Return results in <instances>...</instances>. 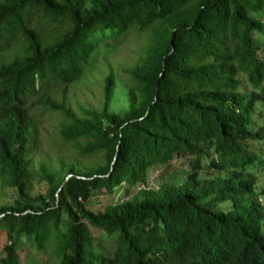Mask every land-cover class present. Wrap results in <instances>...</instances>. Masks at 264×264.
<instances>
[{
	"label": "trees",
	"instance_id": "16d2710c",
	"mask_svg": "<svg viewBox=\"0 0 264 264\" xmlns=\"http://www.w3.org/2000/svg\"><path fill=\"white\" fill-rule=\"evenodd\" d=\"M263 5L0 0V185L15 188L0 204L8 239L0 264L26 256L18 237L51 253L54 264H264V203L257 200L264 186L255 187L264 123L252 118L264 103ZM131 31L143 32V42L122 71L120 104L111 98L107 68L98 104L73 99V110L67 88L90 80L84 75L100 45ZM38 105L59 110L54 130L76 156L39 159L34 175L43 191L30 193V109ZM198 144L215 155L198 152ZM202 156L210 159L208 175ZM149 170L179 171L180 178L151 187ZM140 183L128 198L90 205L94 191L114 194Z\"/></svg>",
	"mask_w": 264,
	"mask_h": 264
},
{
	"label": "rangeland",
	"instance_id": "374dc122",
	"mask_svg": "<svg viewBox=\"0 0 264 264\" xmlns=\"http://www.w3.org/2000/svg\"><path fill=\"white\" fill-rule=\"evenodd\" d=\"M256 14V13H252ZM260 19L264 24V5L262 7V11L260 13ZM56 23L51 22L48 26L52 27L54 30V26ZM143 32H135L131 31L124 36H122L119 41L114 42L113 46L105 47L101 46L96 49V51L91 56L90 60L88 61L89 64V72L86 73L84 76L86 79L90 80H83L79 83H73L71 88H67L66 90V102L70 107L78 111L77 107L73 104V99L80 101L83 104H87L90 106H95L101 99L102 92L100 86V82L102 79V75L105 74L107 68L112 69L113 78H114V86L113 90L111 91V98H114L115 104H120V100L118 99V95L120 90L125 87L124 80L126 79L127 75L123 74L122 71L125 68H128L131 64L134 63L136 57L139 53V47L143 40L141 39ZM91 75L95 78H98L97 83L94 84V79ZM99 76V77H98ZM264 84V79H263ZM58 99V98H57ZM110 103L114 104L113 101ZM38 107L42 108V105L34 106L30 109L31 111V118L35 122V146L36 150L31 152V169L34 171L31 174L30 181H31V188H29V192L33 193L35 191H43V185L40 180L36 178L35 171L38 164V160L45 157L52 158L55 153H60L61 155H65L64 157L69 156H76L75 152L71 145L65 144L59 138V134L56 133L54 128L56 129V124L59 123L60 119L62 118L59 110L56 108L54 110H42ZM255 109H259V115H256V111L253 113L252 118L255 121V124H262L264 123V103L261 101L259 105L255 106ZM255 126V125H254ZM255 147H258L260 144L258 141L254 143ZM197 151H205L207 154L210 153L208 148H204L203 144H198L196 146ZM255 149V148H254ZM259 150V148H258ZM212 154V153H211ZM94 155H91L86 160H95ZM85 159L82 160L83 163ZM230 165V164H229ZM228 165V166H229ZM220 168H223L222 163L220 162L218 165ZM250 167L246 165V168ZM171 172V171H170ZM182 173L184 171H181ZM205 174V170L202 172ZM256 174V182L260 186H264V168H261V171L255 170ZM180 178L179 171L176 173H164L159 174L157 170H149L147 172L146 184L151 187H156L161 181H166L172 179V181H178ZM170 181V180H169ZM171 181V182H172ZM143 183L138 185L129 186L126 188V191H117L114 194L105 193L103 190L94 191L93 196H91L92 207L97 209L102 207V205L107 203L116 202L121 199L128 198L133 191L137 188L142 186ZM15 195V188L9 185H0V204L8 203L12 200L13 196ZM223 204L228 205L227 201H223ZM222 205V203H221ZM90 231L93 234L99 233L98 228H90ZM6 232L4 227H0V257L4 254L3 253V244L6 242L8 244V239H6ZM15 239V236H11L10 240ZM104 238V237H103ZM18 242L22 244L24 247H27L29 250L26 253L22 252L17 255V262L16 264H54L55 257L49 253L47 250H35L30 246V242L25 240L24 237H18ZM104 241V240H103ZM24 250L26 248H23ZM27 257V258H26Z\"/></svg>",
	"mask_w": 264,
	"mask_h": 264
},
{
	"label": "clouds",
	"instance_id": "9594fccd",
	"mask_svg": "<svg viewBox=\"0 0 264 264\" xmlns=\"http://www.w3.org/2000/svg\"><path fill=\"white\" fill-rule=\"evenodd\" d=\"M203 154H205L206 156H213V155H215V152L214 151H212V152L210 151V153H208V154L206 152H204ZM209 160L210 159L208 157H203L202 156V158H201V161H203V164L207 165V166H205V169L202 168L206 172L204 175H208L209 174V171L211 170V166L208 167V165H210ZM255 177H256V174H255ZM255 187L256 188H259V185L257 184V182L255 184ZM257 200L260 201V202H262V203H264V197L262 195H260V194L257 195Z\"/></svg>",
	"mask_w": 264,
	"mask_h": 264
}]
</instances>
